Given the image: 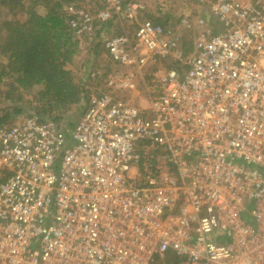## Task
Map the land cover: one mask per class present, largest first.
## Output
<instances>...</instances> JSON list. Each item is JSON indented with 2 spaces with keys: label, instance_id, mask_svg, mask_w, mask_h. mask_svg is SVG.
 Here are the masks:
<instances>
[{
  "label": "built area",
  "instance_id": "1",
  "mask_svg": "<svg viewBox=\"0 0 264 264\" xmlns=\"http://www.w3.org/2000/svg\"><path fill=\"white\" fill-rule=\"evenodd\" d=\"M87 1L68 23L114 68L69 132L0 124V264H264V0H199L216 29L186 55L140 0Z\"/></svg>",
  "mask_w": 264,
  "mask_h": 264
},
{
  "label": "trees",
  "instance_id": "2",
  "mask_svg": "<svg viewBox=\"0 0 264 264\" xmlns=\"http://www.w3.org/2000/svg\"><path fill=\"white\" fill-rule=\"evenodd\" d=\"M75 1L33 0L31 6L25 8L22 0H0V17H3L0 20V34H3L0 56L6 60L0 69V78L10 76L13 79L8 87L11 93L18 95L12 98L15 103L37 86L34 113L54 120L83 97L87 102L84 85L81 87L74 82L69 68L78 52V40L68 23L65 6L78 5ZM38 6L45 8L44 14L36 12ZM16 9L23 12L22 20L9 18L10 14H16ZM24 112L15 104L11 113L0 117V124Z\"/></svg>",
  "mask_w": 264,
  "mask_h": 264
},
{
  "label": "rangeland",
  "instance_id": "3",
  "mask_svg": "<svg viewBox=\"0 0 264 264\" xmlns=\"http://www.w3.org/2000/svg\"><path fill=\"white\" fill-rule=\"evenodd\" d=\"M33 0H22L25 8L31 6ZM49 1V0H46ZM144 9L140 11V18H148L156 23H159L165 27L167 32H169L175 41L176 46L182 51L184 55L192 52L196 47L202 44L205 40V31L210 30L212 32L216 29V20L210 9L209 4L200 3L199 0H140ZM79 5L88 4L87 0H77ZM16 14L9 15V18L23 19L24 14L22 11L16 9ZM36 12L39 14L45 13V8L38 6ZM3 17H0V20ZM186 20L191 24L190 27L182 22ZM108 31L106 32H118V24L113 23L107 26ZM128 29V27L126 28ZM131 30V28L129 29ZM105 34V33H104ZM3 34H0V37ZM101 39V37L99 38ZM101 42H98L96 47L97 51L90 53L88 51V45H86L85 40L78 43V52L74 56L72 64L69 68L73 74V80L76 84L81 87L84 85L87 91V96L90 93L96 92L104 88L102 80L97 79L96 81L90 77V74L95 70H110L114 67L105 52L101 47ZM92 46V45H90ZM180 63L174 58H167L158 64L157 68L149 66L147 67L143 79L134 80V88L126 91L124 96L126 99L135 107L140 110H145L149 102V88L151 86L152 80L155 78V71H161V73L171 69L179 68ZM6 64L0 56V69ZM13 83V79L10 76H4L0 78V117H2L6 112L11 113L13 106L21 107L25 110L24 113L35 112L34 106L37 104L35 101V92L38 90L37 86L34 87L28 93L22 95V100L15 103L13 100L18 97L16 92L11 93L9 89V84ZM7 92L9 94H7ZM13 98V100H12ZM86 103L83 100L76 104H73L70 109L59 115V119L56 120L65 130L69 132L74 125V123L79 119L81 113L86 107ZM41 116V115H40ZM44 117V116H42ZM16 117L10 116L6 119L5 123H11ZM52 119L49 117H44ZM54 120V119H52Z\"/></svg>",
  "mask_w": 264,
  "mask_h": 264
},
{
  "label": "crops",
  "instance_id": "4",
  "mask_svg": "<svg viewBox=\"0 0 264 264\" xmlns=\"http://www.w3.org/2000/svg\"><path fill=\"white\" fill-rule=\"evenodd\" d=\"M103 34V30L102 31H100V32H98L97 31V37L96 38H100L101 37V35ZM79 43V42H78ZM86 45H88V51L90 52V53H92V52H94L95 51V49L94 48H96V45L94 46V43L92 42V43H86ZM90 45H92V46H90ZM96 49H98V48H96Z\"/></svg>",
  "mask_w": 264,
  "mask_h": 264
}]
</instances>
